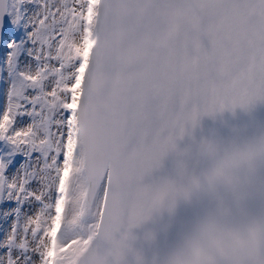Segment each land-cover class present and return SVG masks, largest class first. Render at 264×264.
Masks as SVG:
<instances>
[{
    "label": "snow or ice",
    "instance_id": "1",
    "mask_svg": "<svg viewBox=\"0 0 264 264\" xmlns=\"http://www.w3.org/2000/svg\"><path fill=\"white\" fill-rule=\"evenodd\" d=\"M257 103L264 0H0V264H125L145 177Z\"/></svg>",
    "mask_w": 264,
    "mask_h": 264
},
{
    "label": "water",
    "instance_id": "2",
    "mask_svg": "<svg viewBox=\"0 0 264 264\" xmlns=\"http://www.w3.org/2000/svg\"><path fill=\"white\" fill-rule=\"evenodd\" d=\"M261 136H264V103H257L247 110L236 108L204 116L186 132L162 166L143 181L145 184H156L167 180L172 187L160 194L150 215L132 229L128 241L131 251L125 255V264H137V258L143 264H151L154 257L166 253L198 219L211 210H217L236 222L264 215V200L249 198L242 207L222 189L215 193L193 192L190 199L182 198L184 192L191 188L192 177L199 176L208 167L209 145L220 149L248 143ZM174 200L176 210L169 215L166 209Z\"/></svg>",
    "mask_w": 264,
    "mask_h": 264
},
{
    "label": "clouds",
    "instance_id": "3",
    "mask_svg": "<svg viewBox=\"0 0 264 264\" xmlns=\"http://www.w3.org/2000/svg\"><path fill=\"white\" fill-rule=\"evenodd\" d=\"M221 189L242 207L249 198L264 200V136L210 152L208 167L192 177L182 198ZM175 210L174 200L166 212L171 215ZM151 264H264V215L236 222L211 210Z\"/></svg>",
    "mask_w": 264,
    "mask_h": 264
}]
</instances>
